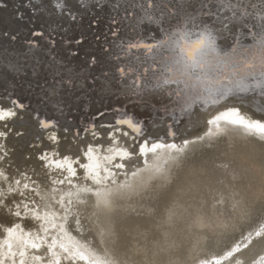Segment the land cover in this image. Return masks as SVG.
<instances>
[{
  "label": "snow or ice",
  "instance_id": "obj_1",
  "mask_svg": "<svg viewBox=\"0 0 264 264\" xmlns=\"http://www.w3.org/2000/svg\"><path fill=\"white\" fill-rule=\"evenodd\" d=\"M253 170L264 0H0V264H264L259 197L210 248L174 234Z\"/></svg>",
  "mask_w": 264,
  "mask_h": 264
},
{
  "label": "bare ground",
  "instance_id": "obj_2",
  "mask_svg": "<svg viewBox=\"0 0 264 264\" xmlns=\"http://www.w3.org/2000/svg\"><path fill=\"white\" fill-rule=\"evenodd\" d=\"M121 102V101H119ZM109 103H118L115 99ZM158 131H163L158 129ZM240 195L244 198L243 204L233 207V202L225 196V202L216 207L198 205V195L190 192L185 197V203H190L191 207H186L174 217V234L179 235L184 243H191L194 239L199 250L212 247L214 242L226 240L228 236L238 230L241 223H248L251 220L253 203L257 197L264 200V173L253 170L237 184ZM227 193V189L224 190ZM199 208V211L197 209ZM197 216L199 220L197 221ZM196 221L191 231L188 225ZM200 226V233H197L196 226ZM156 264H159L157 259Z\"/></svg>",
  "mask_w": 264,
  "mask_h": 264
},
{
  "label": "water",
  "instance_id": "obj_3",
  "mask_svg": "<svg viewBox=\"0 0 264 264\" xmlns=\"http://www.w3.org/2000/svg\"><path fill=\"white\" fill-rule=\"evenodd\" d=\"M124 101H121V103H123Z\"/></svg>",
  "mask_w": 264,
  "mask_h": 264
}]
</instances>
